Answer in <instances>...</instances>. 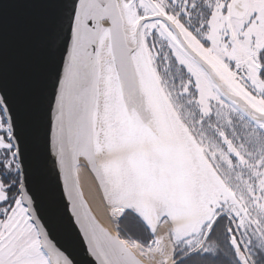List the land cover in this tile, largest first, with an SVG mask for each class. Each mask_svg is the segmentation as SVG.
I'll list each match as a JSON object with an SVG mask.
<instances>
[{
    "label": "snow or ice",
    "instance_id": "1",
    "mask_svg": "<svg viewBox=\"0 0 264 264\" xmlns=\"http://www.w3.org/2000/svg\"><path fill=\"white\" fill-rule=\"evenodd\" d=\"M44 2L42 91L0 54V264H264V0Z\"/></svg>",
    "mask_w": 264,
    "mask_h": 264
},
{
    "label": "water",
    "instance_id": "2",
    "mask_svg": "<svg viewBox=\"0 0 264 264\" xmlns=\"http://www.w3.org/2000/svg\"><path fill=\"white\" fill-rule=\"evenodd\" d=\"M6 3L7 11L0 16V54L4 55L10 78L25 97L31 98L42 91L53 67V53L46 46L52 11L44 0H6ZM98 219L107 226L101 216ZM71 232H77L74 225ZM54 238L65 247L70 242L63 225L57 227ZM76 240L79 244L73 246L79 251L82 239L77 235Z\"/></svg>",
    "mask_w": 264,
    "mask_h": 264
},
{
    "label": "bare ground",
    "instance_id": "3",
    "mask_svg": "<svg viewBox=\"0 0 264 264\" xmlns=\"http://www.w3.org/2000/svg\"><path fill=\"white\" fill-rule=\"evenodd\" d=\"M89 183H90V181H89ZM85 191H86V193H87V184H86V186H85ZM92 206L96 209V205L95 204H92ZM102 219L104 220V218L102 217ZM106 221V220H105ZM107 223V222H106Z\"/></svg>",
    "mask_w": 264,
    "mask_h": 264
}]
</instances>
